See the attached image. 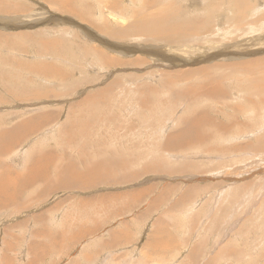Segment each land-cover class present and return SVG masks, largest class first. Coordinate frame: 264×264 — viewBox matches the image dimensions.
<instances>
[{"label": "rangeland", "instance_id": "374dc122", "mask_svg": "<svg viewBox=\"0 0 264 264\" xmlns=\"http://www.w3.org/2000/svg\"><path fill=\"white\" fill-rule=\"evenodd\" d=\"M144 1L148 0H76L75 2L74 0H4L5 4L18 7L15 13L12 10L10 12L12 13L10 16L17 21L0 15L2 17L0 18V36L2 35L0 41H6L5 35L17 36L18 39L23 33L30 37H40V34H44L48 41L62 40L63 31H70L66 35L67 40H71L69 45H79V50L87 44L105 51L116 60L121 57L128 62L141 58L148 59L150 64L147 66L112 65V67L103 68L100 62H94L92 57L87 58L88 60L85 56L83 59L79 58V61L72 60L70 47L68 57H59L56 60L65 62L59 65L58 69L61 71L72 73L75 70L74 73H77L71 74V80L65 82L69 88L73 86L70 91L77 92L72 98L63 99L66 90L62 87L51 86L52 83L46 82L35 86L36 82L31 78L24 81L16 79L17 83L11 84V86L23 85L22 92L24 91L23 94L27 96H24L25 99H21L20 95L10 94L7 91V85L5 88L0 85L1 134L23 121H35L45 114H49L51 119L35 134H31L32 136L27 134L26 139L24 138L21 143L2 150L13 148L16 153L0 152L1 181H12L16 175L25 171L28 172L27 181H31L13 189L12 200L1 205L0 264H264V123H260V120L264 119V112L260 109L261 115L256 113L259 117L254 114L251 117V114L241 107L246 105L251 86L240 87L244 93L235 94L234 84L229 82L237 79L240 81L237 82L240 86H245L244 75L240 72L234 73L233 68H228L233 73L230 77L223 74L215 77L212 71L207 77L209 83L216 81L228 90L231 98H235V100L231 99V104H226L227 98L222 99L225 102L223 109L216 106V102H212L213 106L215 105V111L224 110L226 113L233 114L235 110L233 107L239 106L236 113L240 114H237L240 122L236 131L222 132L225 137H233L228 142L218 140L216 135L210 134L207 137L208 144L195 147L197 138L183 139L182 136L173 140L169 138L173 132L180 129V126L185 127L186 121L168 91H166V97H162L161 91L154 96L150 94V90L154 88L137 90L134 97H129L128 102L122 101L119 105L120 99L123 98L120 95L122 89L133 85L130 80H128L129 83L126 80L123 81L124 78L134 75L143 76L152 71L160 76L163 71L197 69L200 66L202 71L208 60L213 63L219 62L216 66L222 72L224 71L221 64L223 60L220 58L223 57L213 60L210 58L211 51L215 52L222 47L228 48L233 45L240 46L248 40L252 42L249 44L251 47L246 45L241 47L247 53V59H263L264 68V21H258L259 18L264 17V0H251L253 13L250 15L254 20L253 23L249 20L245 22L247 24L242 25L243 33L228 35V27L220 29L213 19L214 24L212 22L210 27L205 24L198 26V33L201 36L197 37L194 34L190 35V40H173L172 43L153 40L149 36L142 35L135 27H128L133 22L131 18L121 21L122 13L126 9L129 10L130 17L146 15L150 12L152 8L145 9ZM160 1L165 6L174 3L175 7L169 6L166 9L180 13L178 17L180 21L187 22L195 15L197 18L194 19H202L199 20L201 23L211 19L209 17L211 13L207 10L211 1L208 5L206 0ZM112 4L116 6L115 9ZM61 6L65 8V11L70 9L79 11L85 21L64 12ZM133 10L137 13L132 14ZM228 17L232 18L229 14ZM90 22L95 25H90ZM103 25L113 30L118 28L126 30L128 27V34L124 37L128 41L117 42L98 32L102 30ZM209 29H212L210 35L206 33ZM210 37L213 41H210ZM72 38L75 39L72 40ZM6 43L15 45L11 46L13 52L22 49H17L13 39L8 38ZM192 43L206 52L197 55L199 50L195 51ZM31 46L34 53L32 55L29 52L30 59L38 57L34 50L35 45ZM73 49L76 48L73 47ZM8 50L9 47H6L4 51ZM175 50L185 51L179 54L176 52L175 55L172 52ZM122 51L126 54L122 55ZM73 52L77 55L81 54L77 50ZM169 55L171 57L174 55L181 60L177 61L180 66L161 61V59L170 60ZM191 56L196 58H190ZM43 57L47 60L51 58L49 61L54 60L52 55L44 54ZM151 57L156 62H151ZM10 59L13 63L17 62L14 57ZM84 59L87 63L89 60L93 62L89 61L87 65ZM74 61H76L75 64ZM83 61H85L84 64ZM183 61L188 62L184 67ZM70 64H74L75 67ZM67 66H70L71 71ZM71 67L74 68L73 71ZM72 75L76 81L72 79ZM96 76L98 79L102 76L106 77L92 86L90 80ZM190 76L200 87L202 79L196 74ZM254 76L259 77L256 74ZM87 79L90 80L86 87L84 85ZM114 79L120 80V84L110 93L109 100L112 103L110 106L104 103L108 105L106 112H104L105 105L101 106L106 120H95V117L100 115H79V110L83 107L73 105L84 97L90 99L91 90L96 91L97 87H104ZM74 81L78 83L77 86ZM125 82L128 85H125ZM150 82L156 83L155 79ZM52 88L59 92L54 97V102L51 101L52 98L44 97L42 100H37L29 96L35 90L51 92ZM74 88L77 90L73 91ZM49 92L48 95L52 96ZM118 94L121 98L117 100ZM253 95H255L254 90ZM76 98L79 99L78 102ZM166 100L171 102V107L163 105ZM128 103L132 108L127 109ZM212 103L208 104L212 105ZM113 105L118 106L113 107ZM119 106L120 108L123 106L119 108L120 114L116 109ZM250 106L251 104L246 108L250 109ZM101 107L100 110H102ZM251 109L253 113L257 111L256 107ZM70 110H73L70 116L72 118L66 126H63L65 121L63 116H66ZM87 111L90 112L86 109V113ZM112 111L118 116L107 121L113 115ZM210 114L220 121L227 122L225 117L219 116L214 111H210ZM146 118L149 120H144ZM231 122L232 120L229 123ZM61 128L64 130L59 138ZM249 130L253 133L246 136L244 133ZM255 131L256 136L253 135ZM248 132L247 135L250 133ZM100 133H103V137L99 135ZM13 135L3 138L5 145H11L9 142L13 140ZM242 135L246 137L238 138ZM57 136L58 140L69 147L89 146L93 150H86L80 157L77 149L64 151L62 162H58L56 160H60L61 157L58 158L55 155L58 152L55 146L63 145L60 141H56ZM184 142L189 146L184 147ZM169 144L174 147L168 148ZM33 146H38V149ZM223 147L225 151H218ZM33 149L41 150L39 151L40 160L46 158L51 160V163L54 160L53 164L59 163V169L56 165L54 166L56 169L54 167L48 169L49 165H47L44 168H37L38 172L28 171L31 167L27 168L24 154ZM12 156L17 160H14ZM79 168H82V171L76 176ZM42 170L44 174L51 172L52 176L58 173L67 189L59 190L55 180H52V184H47ZM47 185L50 186V192L46 189ZM168 189L171 192H168ZM13 199L17 200L16 204ZM26 204L29 207L26 206L22 212H19L20 208ZM35 231L42 233L35 235ZM87 233L89 235H86ZM73 239L78 241L72 242ZM33 250L38 256V259L34 261L31 260L34 257Z\"/></svg>", "mask_w": 264, "mask_h": 264}, {"label": "bare ground", "instance_id": "6f19581e", "mask_svg": "<svg viewBox=\"0 0 264 264\" xmlns=\"http://www.w3.org/2000/svg\"><path fill=\"white\" fill-rule=\"evenodd\" d=\"M75 1L76 0H74V2ZM206 1H207V3H206L207 5H208L209 1H211L210 6L207 8V10H209V13H211L209 15V17H211V19H209V21L211 23H209V21H205V22L203 21V23H201L200 21L202 19L200 20V18H199L200 21L198 19L197 20L194 19V18H197V17H195L196 15L193 16L194 20L191 19V20H189L187 22L180 21L178 19L180 13H178V12L174 13V12L169 11V10L166 9L169 6L170 7H173V6L175 7L174 3H169V4H167L165 6V4H162L160 0H152V1L148 0L147 2L146 1L143 2V6H144L145 9L152 8V10L150 12H148L146 15H141V16H139V15L138 16H133L132 15L130 17L129 16V10L126 9L125 12L122 13L121 21H125L126 18H131V19H133V22L128 27H135L137 29V31H139L142 35L149 36L153 40L162 41V42H165V43H172L174 41H187V40H190V35H194V34L197 37H199L201 35L198 33V26L202 25V24H205V25L210 27L211 26L210 24H212L213 19L215 20L214 22L216 23V25L218 27L220 26V29L221 28L222 29H226V27H228V33H227L228 35H236L238 32L243 33V31H241V29L243 28L242 25L247 24L245 22H247L249 20H250L249 22L253 23L254 19L250 15V13H253V3H251V0H220V1L219 0H206ZM0 4H1L0 5V13L5 14L6 16H9L11 14L10 13L11 10L13 12H15V11H17V8H18V7L16 8V7H13V6H9L8 4H5L4 0H0ZM112 5H113L112 6L113 9H115L116 6L114 4H112ZM207 5L205 7H207ZM109 6H110V4H109ZM132 6H135V5H132ZM3 8H5L7 10H5ZM154 8H157V9H154ZM61 10H63L66 13L73 14V15L77 16V18L79 17V19H81L82 21H85V20H83L82 15L80 14V12L77 11V10L73 11L72 9H70V10L65 11L64 7H62ZM203 11L204 10H202V12ZM133 13L136 14L137 12L135 10H133L132 14ZM228 14L232 17L231 19L228 17ZM86 16H87V14H86ZM261 20L264 21V17L258 19V21H261ZM214 22H213V24H214ZM37 23H39V22H37ZM91 24H94V23L90 22V25ZM127 24H128V22H127ZM128 27H126V28L128 29ZM127 29L125 30V28H118L117 30H113V29H108L107 25H103L102 30H98V32H100L103 35L111 38L114 41H117V42L126 41L127 42L128 39H124V37L127 36V34H128V30ZM211 31H212V29H209L206 33H209V35H210ZM68 32H70V31H63V34H61L62 35V38H61L62 40H51V41H48L45 38L44 34H42V35L40 34V37H37V36L30 37V35L27 36L26 34L23 33V34H20L21 37L18 38V39H17V36H15L14 40H15L17 49L18 50H20V48H22V49L20 51H18V52H15V51L13 52V51H11V46H15V45H12L11 43L6 45L2 49V52H1L2 56L0 54V56H1L0 57V61L4 60L11 67L18 68L19 70L23 69L25 72L33 74V75H41V74H43L41 76V78H46L45 81L47 83H53L54 81L57 80L58 82H60V86L59 87H62V88H64L66 90V92L64 93L65 96H64L63 99L68 100V99L72 98L73 96H75L74 94H76V93L73 94L72 92H67V91H69V87H68V85L65 84V82L70 79L71 74H73L75 72V70L73 71L74 68L71 67L73 72L72 73H69V72L65 73V72L61 71L60 69H58V68H60L59 65L55 64V63H58V64L62 65V64L65 63V62L61 63V62H59L61 60L57 61L56 59L59 58V57H64V55L69 52L68 51L69 48H70L69 47V41H71V40H67L68 38L66 37V35L68 34ZM245 34H246V32H245ZM46 35L48 36V34H46ZM204 35H207V34H204ZM8 36L5 35L4 37H7V39H8V38H10V36L9 37ZM214 36H215V33H214ZM211 37H213V35ZM211 37H210V41H213ZM7 39H6V41H7ZM74 39L75 38H72V40H74ZM249 41L250 40H248V42H245V43H243L240 46H235V45L229 46V47L227 46L228 48H224V47L221 48V46H220L221 49H219L218 51L217 50L215 52L211 51V53H210L211 54V56H210L211 59L215 60V58L217 59L219 57H223V58H220V59L223 60L222 63L220 61V63L223 65V70H224L222 72H220L219 69L216 66V64H218L219 62H217V63L214 62L213 63L211 60H208V61H206L207 65L204 67V69L202 71L200 69L202 66H200L197 69L196 68H189V69H185V70L182 69V70H177V71H163L160 76H157L156 74H154L153 71H152V73L147 74V75H143V76H136V75L130 76L129 75L130 77L124 78L123 81L126 80L128 82V80H130L133 85H131L129 87V85L126 84V82H125V85H128V86L124 87L122 89V91L120 92L121 93L120 95L123 97L122 99H120L121 97H119L120 95L118 94L119 98H117V100L118 99L121 100V101H119V105L122 104V103H120L122 101L128 102L129 101V97L130 98L134 97V95L137 94V90H145L147 88H154V89L150 90V94L152 96H154V95L158 94V91H161L162 92V97H166V91H168L172 95L174 103L179 106L180 110L182 111V114H183V117H184V121H186V126L185 127L180 126V129L178 131H176V132H173L169 136V138H172V140L175 139V138H182V137H183V139L187 138V137L197 138V142L195 143V145H196L195 147H199V146L203 147L204 145L208 144L207 137L210 134L216 135L218 137V140L227 141L228 142L233 137L232 136L225 137V136L222 135V132L232 133V132L236 131V129L238 127V124L240 122V118L237 117V114H239V113H236L238 111L237 109L239 108V106L233 107V109H235V110H233L234 111L233 114L226 113L224 110L215 111L216 108H215V105L213 106L212 102H216L217 103L216 106L221 107L223 109V108H225L224 107L225 106V102L222 101V99H226L227 98V103L226 104H229V103L231 104L232 103L231 99L235 100V98H231V95L228 92V90L225 87H222L221 85H219L216 81H213L212 83H209L207 81V77H208V75H209V73L211 71L214 73L215 77H218L221 74L226 75L227 77H230L233 73L230 72V70L228 68H233L232 70L234 71V73L235 72H240L241 74H243L244 78H245V80H244L245 81V86H240L237 83V82H240V81H237V79L236 80H230L229 83L230 84H234L235 94H238L239 92L240 93H244L243 91H241L242 89L240 87L247 88V87L251 86L249 88L250 95L247 98L248 100L246 102V105H244V106L242 105L241 107L244 108L245 112L250 113L251 117H253V114L256 115V113L261 115V113H259V110L262 109L263 112H264V87H263L264 86V68H263V59H254V60H253V58L250 59V60L247 59V57H246L247 53L244 52L241 47L243 45L251 47L249 44H251L252 42L250 43ZM251 41H253V40H251ZM32 44H34L35 47H36V49L34 48V50H36V55L38 57H36L34 55L36 58L33 57L32 59H30L28 57V56L31 55V54H29V52L32 53V55L34 53L33 50H32V46H31ZM253 44H255V43H253ZM193 45H194V50L195 51L196 50H199V51L203 50V49H200L199 46H197L196 44H193ZM6 47H9L8 51H4ZM85 49H87V52H83L82 50H79V48H76V49H73V50H77V51L81 52V54H84L86 59L87 58L90 59V57H92L94 62L99 61L101 67H103V68L112 67V65L113 66H147L148 64H150V62H148V59L146 60V59H141V58L140 59L139 58L135 59L136 61L132 60V61H128V62H126L125 60H122L121 57H120L121 60L120 59L116 60L114 57H112V56L110 57L108 55V53H106L105 51H103L101 49H98V48H95V47H90L89 45H86ZM184 51L185 50H175V51H172V52H173V54H175L176 52H178V54H179V53H182ZM199 51H197L198 52L197 55L204 54L206 52V51L203 50L202 52L199 53ZM25 53H27V54H25ZM44 54H45V56L46 55H48V56L52 55V57H54V60L52 59L53 61H49L51 58L49 60H47V58L43 57ZM81 54L80 55L75 54L76 59H78V61H79V58L80 59L84 58L83 55H81ZM125 54L126 53L122 51V55H125ZM159 55H161V54L159 53ZM40 56L43 57V58H41ZM10 57H12V58L14 57V59H16L17 62H19V63H17L16 61H15V63H13L12 62L13 60L11 61ZM170 58H171L170 60L161 59V61H165V62H167V63H169L171 65H175L176 64V65L180 66V64H178L179 62H177V61H181V60L176 58L174 55L172 57L170 56ZM190 58H196V57L195 56H191ZM86 59H84V60H86ZM55 60H56V62H55ZM87 60H86V64L88 65L90 60L88 61V63H87ZM150 60H151V62H156L153 59V57H151ZM159 60H160V58H159ZM91 61H90V63H91ZM71 63H73V62H71ZM84 63H85V61H83V64ZM186 63H188V62L187 61H183V64H182L183 67H184V65L186 66ZM74 64H75V62H74ZM74 64H70V65H73L75 67ZM80 64L83 66L82 63H80ZM187 66H189V65H187ZM67 67L70 70V66H67ZM77 69H79V68H77ZM83 71H84V69L82 70V72ZM74 74L76 75L77 73H74ZM191 74H196V75H198V77H200L202 79V84H201L200 87L191 78V76H190ZM254 74H256L259 77L254 76ZM24 75L25 74L22 71V73H20L18 76H16V78H14V80H13L14 83H17L16 79H19L20 81H24ZM105 77L106 76H102L100 78L103 79ZM120 77H122V76H120ZM72 79L75 80L74 76H73ZM101 79H98L97 76L94 77L91 80L87 79V82L85 83V85L89 84L88 80H90L91 81V85L93 86L95 83H97ZM152 79H155V81H156L155 84H151L150 80H152ZM75 81H74V83H75ZM123 81L121 80V82H123ZM27 82L29 83V81H27ZM77 82H78V80H77ZM28 83H26V84H28ZM30 83H32V82H30ZM36 83H38V81H36ZM75 84L77 86L78 83H75ZM119 84H120V80L114 79L112 82H110L109 84L105 85L104 87H101V88L97 87L96 91H92L91 90L92 88H91L90 89L91 91L89 92L90 93V99L88 100V99H86L84 97L78 102L79 99L76 98L78 103H75L73 106L83 107L82 109L79 107L81 109V110H79V112H80L79 115H85V116H86V114L87 115L88 114L89 115H94V116H98L100 114L104 115V113H103L104 109H102L101 106L104 103L109 104V106L111 105L112 101L109 100L111 98L110 93H112L111 91H113L115 86H117ZM30 85H32V84H30ZM69 85H71V84H69ZM123 85H124V82H123ZM51 86H53V85H51ZM80 86H82V85H80ZM95 86H97V85H95ZM253 87H254V89H253ZM70 88H73V86L70 87ZM26 89H28V88H26ZM44 89H46V88H44ZM22 90H23L22 88H18V92L19 93H23L24 91L22 92ZM253 90L255 91V95L257 97L255 95H253ZM25 91H28V90H25ZM50 91L51 92H49V91L42 92V90H35L34 94L31 97H33L34 99H37V100H42V98H44V97H46V99L52 98L51 101H53L54 97H56L59 94V92H56V90L54 91V88H52ZM62 91H64V90H62ZM48 92L52 93V96H49ZM112 95H114V93ZM24 96H26V94H24L21 99H25ZM79 98H81V97H79ZM59 99H60V97H59ZM74 99H75V97H74ZM28 100H29V97H28ZM55 101H57V100H55ZM64 102H65V100H64ZM116 103L118 104V102H116ZM185 103H186V105H185ZM208 103H212V105H209ZM107 104H104L105 108H106V110L104 112L107 111V108H108ZM249 104H251L250 109L246 108L247 106H249ZM163 105L164 106L167 105V106L171 107V102L169 100H166L163 103ZM116 106H118V105H116ZM116 106L113 105V107H116ZM100 107H101L102 110H100ZM255 107H256L257 111L253 113L251 108L254 109ZM119 108H120V106L118 108H116V109L118 110L117 112H119V114H120L121 113L120 112L121 108L120 109ZM130 108H132V106H131L130 103H128L127 104V109H130ZM86 109L89 110L90 112L87 111V113H86ZM112 110H115V109H112ZM210 111H214L219 116L225 117L227 122H223V121H220V120L214 118L210 114ZM69 112L66 114V116H63L60 113L63 116V118H65L63 126H66V124H68L69 119L72 118L70 116H71L73 110H70ZM113 112L114 111H112V114H113ZM139 113L141 114V108L140 107H139ZM76 114L78 115V113H76ZM263 115H264V113H263ZM115 116H118V115H116V114L111 115V118L107 119V121H111V119L112 118L114 119ZM256 117H259V115H256ZM235 119H236V121H235ZM255 119H257V118H255ZM50 120H51L50 119V115L49 114H45L43 117H41L40 119L35 120V121H29V122H24L23 121L21 125H19V126L14 128V131H15V133L17 134V136L19 138H21L23 136H26L27 134H30V135L31 134H35V132L37 130H39L43 125L45 126ZM144 120H149V119L146 118ZM231 120H232V122L229 123ZM59 121H60V119H59ZM252 121H253V119H252ZM260 123L263 124L264 123V119L260 120ZM260 123H259V125H260ZM260 126L262 127V125H260ZM63 130L64 129L61 128V130H60V132L58 134L59 138L62 136ZM240 131L243 132V130H240ZM247 132L244 133V134H246V136L252 135V133H253L252 130H251L252 133L249 130L250 133L248 132L249 134L247 135ZM253 135H255V136L257 135L256 131L254 132ZM58 136L56 137V141H60V140H58L59 139ZM242 136L238 137V138H242L243 139V138L246 137L244 135H242ZM45 138H46V136H45ZM236 140H239V139H236ZM236 140L234 142H236ZM60 144H62L63 146H59V144H57L55 146V150L58 151L55 155H57L58 158L61 157L60 160H56L58 162H62V157H63L60 147H66L65 144L62 143L61 141H60ZM183 146L184 147H188L189 145H187L184 142ZM33 147H36V146H33ZM167 147L168 148H173L174 146L172 144H169V145H167ZM39 151H41V150H35L34 151V149H33L32 152H33L34 157H35V163H34V167L30 168L28 171L31 172L32 170H35L36 172H38L37 168H44L45 166H43V165L47 166L48 164L51 165V168H49V169H53V167L55 165L57 166V169H59V167H58L59 163L53 164L54 160H53V163H51V160L46 159V158L40 160L39 156L41 157V155H39ZM59 151H60V153H59ZM218 151H225V148L223 147L222 150H218ZM35 152H37V153H35ZM51 155H49V156H51ZM36 160L40 161V163L42 165H40ZM47 161H50V162H47ZM27 173L28 172H26V171L21 173L19 176L15 177L16 179L14 178V180L9 181V184L12 185V186H16V185H19V184L21 185V183L22 184H27V183L31 182V181H27L28 178H29ZM30 176H31V174H30ZM43 178H44L45 181H47V184H52V180H55L57 185H58V189L59 190L60 189H67V186L62 181V179H61V177H60V175L58 173H56V176L55 175L52 176L51 172H49V174H44V171H43ZM74 182L76 184V181H74ZM61 186H63V187L60 188ZM46 189H47L48 192H50V186L47 185ZM168 192H171V190L168 189ZM31 197H32V195H31ZM15 198L17 199L18 197L16 196ZM16 199H13V202L15 204L17 203ZM30 201H32V200H30ZM34 201H36V200H34ZM26 206L29 207V205L26 204L24 207L20 208L19 212H22L24 210L23 208H26ZM15 207L18 209L17 205H15ZM46 213H47V211H46ZM68 218H70V217H68ZM47 230H48V228H47ZM72 230H74V229L72 228ZM81 232L82 233H86L85 231H81ZM42 235H44V234H42ZM86 235H89V234L87 233ZM12 236H14V235H12ZM70 241H69V244H70ZM73 241H78V240L77 239H73L72 242ZM53 242H55V241H53ZM33 254H34V257L31 259L32 261L38 259L37 254L34 253V252H33ZM8 263H9V260H8Z\"/></svg>", "mask_w": 264, "mask_h": 264}, {"label": "crops", "instance_id": "0c3cea01", "mask_svg": "<svg viewBox=\"0 0 264 264\" xmlns=\"http://www.w3.org/2000/svg\"><path fill=\"white\" fill-rule=\"evenodd\" d=\"M16 12V11H15ZM15 12H13V13H15ZM12 14V13H11ZM10 14V15H11ZM17 14H18V12H17ZM0 15H3V16H6L5 14H3V13H0ZM6 16V18H11L12 20H14V21H17L15 18H13L12 16ZM0 18H2V17H0ZM23 18V17H22ZM0 38H1V36H0ZM14 38H15V36H10V39H13L14 40ZM7 41H5V40H3V41H0V54H1V56H2V49L6 46V45H8L7 43H6ZM10 44V43H9ZM87 44H84L82 47V51L83 52H85V51H87V49H85V46H86ZM69 47H71V49H72V55H73V59L72 60H78V59H76V56H75V54L73 53V47H75V48H79V45H69ZM81 55H83V56H85L84 54H81ZM0 56V57H1ZM69 56V54L68 53H66L65 55H64V57H68ZM74 62H76V61H74ZM55 64H57V65H61V64H58V63H55ZM79 65H80V63H79ZM23 72H24V80H26L27 78H31V79H33L35 82L36 81H38V83H35V86L36 85H38V84H40V83H42V82H46L45 80H46V78H41V76L43 75V74H41V75H33V74H30V73H27V72H25L23 69H21ZM21 70H19L18 68H13V67H11L9 64H7L4 60H1L0 61V85H1V87H3V88H5L6 87V85L8 86V88H7V91L10 93V94H14V95H20V96H23L24 94L23 93H19L18 92V88H22L23 87V85L22 84H18V85H16V86H11V84L12 83H14V78H16V74H20V73H22V71ZM17 75V76H18ZM8 77H13V78H8ZM27 83V82H26ZM47 83V82H46ZM51 85H53V86H60V82H58L57 80L56 81H54ZM67 85V84H66ZM88 85V84H87ZM87 85H84V86H86L87 87ZM71 90V88H69V91H67V92H72V91H70ZM73 91H75V90H77V89H72ZM35 92V91H34ZM34 92H32L29 96H32L33 94H34ZM73 93V92H72ZM77 93V92H76ZM74 94V93H73ZM0 97H2V95L0 94ZM86 99H88V98H86ZM89 100V99H88ZM96 119H103V120H106V117H105V115H102V114H100V116L99 117H95V120ZM85 120H87L88 121V119H84V121ZM25 122V121H24ZM22 124V122L21 123H19V124H17L15 127H17V126H19V125H21ZM14 127V128H15ZM14 128L13 129H11V130H7V131H3V133L1 134V132H0V152L1 153H8L9 151H10V153H12L13 154V152L14 153H16V151H15V149H9V150H4V151H2L4 148H9V146H14V145H17V144H19V143H21L23 140H24V138H25V136H23V137H21V138H19L18 136H17V134L15 133V131H14ZM11 134H14L13 135V140H11L10 142H9V144H11V145H5V143L3 142V138L5 137V136H7V135H11ZM100 136H102L103 137V133H100L99 134ZM65 144V143H64ZM65 146L66 147H60V149H61V151L62 152H69V151H73V150H76L77 149V151L78 152H80V154H79V157L86 151V150H93L91 147H89V146H85V147H76V148H74V147H72V146H68L67 144H65ZM61 152V153H62ZM62 156H63V153H62ZM12 158L14 159V160H17V159H15V157L14 156H12ZM62 159H63V157H62ZM24 160H26V162H25V164H26V166H27V168L28 167H31V168H33L34 167V163H35V157H34V154H33V152L32 151H30V152H27V153H25L24 154ZM37 161V160H36ZM40 165H42L41 163H40V161H37ZM64 162H66V159L64 158ZM49 166H48V169L49 168H51V165L50 164H48ZM43 166H46V165H43ZM86 170H88V171H90V169H86ZM80 171H82V168H79L78 170H77V172H76V176H78L79 174H80ZM20 174H18V175H16L15 177H17V176H19ZM77 180L79 181V177L77 178ZM75 181H76V179H75ZM30 183V182H29ZM21 185H24V184H22L21 183ZM19 186H20V184L19 185H16V186H12V185H10L9 184V182H6V181H1V179H0V211L2 210V207H1V205L2 204H4V203H6V202H8V201H10V200H12V192H13V189H16V188H19ZM23 197V196H22ZM42 232H40V231H35L34 232V234L35 235H39V234H41ZM47 234H50V233H47ZM33 252H35V250H33Z\"/></svg>", "mask_w": 264, "mask_h": 264}]
</instances>
